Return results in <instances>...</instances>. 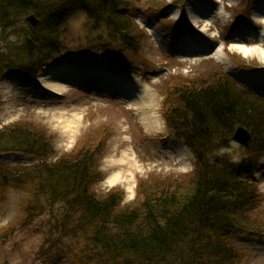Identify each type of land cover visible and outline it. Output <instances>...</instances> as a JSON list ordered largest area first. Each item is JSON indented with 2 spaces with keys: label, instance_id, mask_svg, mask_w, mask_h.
Listing matches in <instances>:
<instances>
[{
  "label": "trees",
  "instance_id": "trees-1",
  "mask_svg": "<svg viewBox=\"0 0 264 264\" xmlns=\"http://www.w3.org/2000/svg\"><path fill=\"white\" fill-rule=\"evenodd\" d=\"M118 2L0 0V80L8 72L32 80L68 48L63 26L79 3L94 27L103 23L112 38L137 50L140 30L117 10ZM30 14L40 19L37 28L25 21ZM210 79L173 84L164 99L167 126L196 156L195 169L142 185V202L133 206L123 205L120 188L96 194L102 174L90 148L50 163L54 144L45 131L30 124L0 129V156L21 152L39 160L20 167L0 158V204L11 189L29 198L19 222L0 231V242L15 244L19 233H40L49 257L55 251L72 264H244L246 254L231 242L232 234L264 237L262 192L254 176L264 154V98L227 73ZM238 126L253 139L234 161L223 148L230 147ZM41 214L48 215L45 228L36 223Z\"/></svg>",
  "mask_w": 264,
  "mask_h": 264
},
{
  "label": "rangeland",
  "instance_id": "rangeland-1",
  "mask_svg": "<svg viewBox=\"0 0 264 264\" xmlns=\"http://www.w3.org/2000/svg\"><path fill=\"white\" fill-rule=\"evenodd\" d=\"M117 10L140 30L138 49L112 38L103 23L94 27L88 11L77 4L63 26L68 48L55 54L32 80L14 72L0 80V129L30 124L45 131L54 144L50 163L80 147L90 148L102 174L94 186L96 194L120 188L123 205L133 206L142 202V185L186 176L196 166L192 150L167 126L163 100L173 84H203L216 72L227 73L264 98V58L251 52L253 44L234 40L237 35L264 34V0H119ZM203 18L206 22H200ZM195 20L211 46L209 57L189 54L188 49L200 47L189 33ZM216 50L222 60L212 56ZM261 51L264 54V45ZM140 92L149 104H137ZM154 113L159 124L149 128L146 114ZM242 149L231 141L223 151L239 161L245 155ZM0 158L10 166L39 162L21 152ZM254 176L262 192L258 211L264 217V154ZM28 200L27 192L9 190L7 202L0 204V231L19 222ZM47 222L48 215L36 219L42 228ZM17 236L15 244L0 242V264H72L55 251L49 257L42 234L27 231ZM231 240L245 252L244 264H264V237L237 231Z\"/></svg>",
  "mask_w": 264,
  "mask_h": 264
},
{
  "label": "bare ground",
  "instance_id": "bare-ground-1",
  "mask_svg": "<svg viewBox=\"0 0 264 264\" xmlns=\"http://www.w3.org/2000/svg\"><path fill=\"white\" fill-rule=\"evenodd\" d=\"M258 19H261L258 18ZM263 22H264V19H262ZM203 21V22H206L205 19H200V22ZM199 21H197L198 23ZM192 23V22H191ZM194 24H192V26L189 28V33L191 35V38H192V41L199 44L200 47H197L196 49L192 50V49H188L189 50V54L190 55H205L207 57L210 56V53L212 51L211 49V46L209 45L208 46V41L203 37V35L200 33V30L196 29L197 27V23H196V20L193 22ZM235 41H240V40H244L246 43H249V44H253V49L251 50V52H254L256 54H258L261 58H264V54L262 53L261 51V46L264 45V34L260 33L259 36L258 35H250L249 34H244V35H237V37H235L234 39ZM241 46V47H240ZM237 44V43H233V47L236 48V49H239L240 51H243V50H246L245 49V46L244 45H240ZM212 54V53H211ZM214 57H217L219 58L220 57V60H222V57L220 55V52L219 50H216L214 52V54L212 55ZM135 98L137 100V104L139 105H145L146 104H149V102L145 99L144 97V92L143 94L140 92V94H136L135 95ZM146 123L147 126L150 128V126L154 127V124H159V118L157 117V115L152 114V115H147L146 114ZM114 179H112L113 181Z\"/></svg>",
  "mask_w": 264,
  "mask_h": 264
},
{
  "label": "water",
  "instance_id": "water-1",
  "mask_svg": "<svg viewBox=\"0 0 264 264\" xmlns=\"http://www.w3.org/2000/svg\"><path fill=\"white\" fill-rule=\"evenodd\" d=\"M25 21L33 28H37L40 24V19L35 14L26 16ZM252 137L250 130L244 126H239L236 128L232 138L236 143L248 147L252 141Z\"/></svg>",
  "mask_w": 264,
  "mask_h": 264
}]
</instances>
